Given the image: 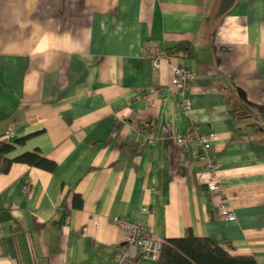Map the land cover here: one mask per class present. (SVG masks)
<instances>
[{
	"label": "crops",
	"instance_id": "crops-1",
	"mask_svg": "<svg viewBox=\"0 0 264 264\" xmlns=\"http://www.w3.org/2000/svg\"><path fill=\"white\" fill-rule=\"evenodd\" d=\"M220 2L0 0V143L14 146L8 160L39 152L57 165L0 172V264L112 262L118 219L163 241L190 229L264 264V0L218 16ZM182 43L191 56L170 53ZM174 67L197 74L188 114ZM167 125L217 135L209 159L234 220L196 145L165 139Z\"/></svg>",
	"mask_w": 264,
	"mask_h": 264
},
{
	"label": "built area",
	"instance_id": "built-area-1",
	"mask_svg": "<svg viewBox=\"0 0 264 264\" xmlns=\"http://www.w3.org/2000/svg\"><path fill=\"white\" fill-rule=\"evenodd\" d=\"M154 66L156 69L160 67V58H154ZM195 73L191 72L188 68L185 67H174L173 68V77L171 84L176 88L179 95L182 98V108L186 114H188L192 106L190 100L185 96V94L190 90V82L194 80ZM157 91L151 89V94H155ZM14 128H10L6 135L10 138L14 136ZM162 135L167 140H174L181 146L196 145L194 150V155L198 160L202 161L206 165L207 174L210 178L209 191L215 195L219 202L216 205L218 211L221 213L222 218L227 220H234L236 218L235 213L230 209L226 202L225 186L223 181L219 178L217 174L216 165L209 159V150L212 146V142L216 138V134H207L201 135L196 131H190L187 134L183 135L175 131L170 125L165 126L162 129ZM25 191L29 192L30 187L25 186ZM143 212H147V208L142 209ZM117 225L124 230L129 232L127 238L126 247L122 248L113 264H128V254L127 247H138L143 252L146 258L157 259L162 244L158 241L152 240L150 234L146 233L143 229L140 228V224H132L130 222L120 220L117 222Z\"/></svg>",
	"mask_w": 264,
	"mask_h": 264
},
{
	"label": "trees",
	"instance_id": "trees-1",
	"mask_svg": "<svg viewBox=\"0 0 264 264\" xmlns=\"http://www.w3.org/2000/svg\"><path fill=\"white\" fill-rule=\"evenodd\" d=\"M170 53H181L185 57L192 55L190 45L181 44L170 49ZM14 149L13 145L0 143V172L8 174L14 162L54 172L55 162L44 158L39 152L26 153L15 160L6 159V155ZM75 206L82 207L81 202ZM158 264H258L254 257L234 256L227 247L208 238H197L189 229L184 237L168 239L164 242L163 251Z\"/></svg>",
	"mask_w": 264,
	"mask_h": 264
},
{
	"label": "bare ground",
	"instance_id": "bare-ground-1",
	"mask_svg": "<svg viewBox=\"0 0 264 264\" xmlns=\"http://www.w3.org/2000/svg\"><path fill=\"white\" fill-rule=\"evenodd\" d=\"M188 69H189V68H188ZM189 70H190L191 72L195 73V72L192 71L191 69H189ZM195 75H196L195 77H197V74H196V73H195ZM194 80H195V78H194ZM194 80H192V81L190 82V85H189V86H190V89H191V87H192V83H193ZM170 140H171V139H170ZM222 219H223L224 221H231V220H227V219H224V218H222ZM120 220H124V221L130 222V223H132V224H140V228L143 229L144 231H146V233L150 234L152 240H154V241H158V242H160V243L162 244V248H161L160 254H159V256H158L157 259L146 258V257L144 256L143 252L141 251V249L138 248V247H127L128 264H131V263H132V261H131V259H130V251L133 250V249L137 250V251L140 253V255H141V257H142L143 259H145V260H149V261H154V262H159L160 257H161V254H162V251H163V247H164V242H165V241H163V240H159V239H156V238L153 236V234L151 233L150 229L145 228V227L143 226V224H142L141 222H139V221H137V222H132V221H129V220H127V219H118L116 222H118V221H120ZM124 231L126 232V239H125V242L122 243V244L118 247L117 252H116V254H115V257H114L113 261H112V262H109V263H100V264H113V263L115 262L117 256H118L120 250H121L122 248L126 247V245H127V238H128V236H129V232H128L127 230H124Z\"/></svg>",
	"mask_w": 264,
	"mask_h": 264
},
{
	"label": "water",
	"instance_id": "water-1",
	"mask_svg": "<svg viewBox=\"0 0 264 264\" xmlns=\"http://www.w3.org/2000/svg\"><path fill=\"white\" fill-rule=\"evenodd\" d=\"M234 4V0H221L218 10V16L226 14Z\"/></svg>",
	"mask_w": 264,
	"mask_h": 264
}]
</instances>
